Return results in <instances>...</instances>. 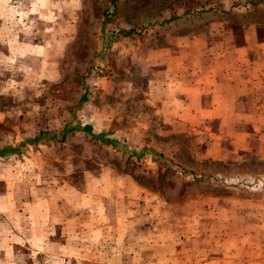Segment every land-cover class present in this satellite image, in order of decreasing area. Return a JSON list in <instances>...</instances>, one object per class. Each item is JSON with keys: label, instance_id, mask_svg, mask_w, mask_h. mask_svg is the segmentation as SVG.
Here are the masks:
<instances>
[{"label": "rangeland", "instance_id": "374dc122", "mask_svg": "<svg viewBox=\"0 0 264 264\" xmlns=\"http://www.w3.org/2000/svg\"><path fill=\"white\" fill-rule=\"evenodd\" d=\"M89 1L94 31H72L67 47L73 52L64 54L60 81L39 86L29 82V92L38 96L28 101L21 116L8 117L10 126L33 138L41 129L46 133L73 125L66 139L74 143L78 171L99 169L93 160L106 164V174L116 175L108 181L110 193L146 209L158 231L170 229L178 243L175 254L186 249L205 264H250V258L264 257V109L260 115L238 112L230 116L233 123L189 115L164 124L150 84L164 71L151 54L162 57L175 37L207 34L201 27L211 16L198 19L195 12L211 4ZM177 9L188 10L186 25L167 15ZM219 12L226 51L228 44L245 43V31H257L258 39L263 38L264 0H234L230 6L219 5ZM95 20L102 21L103 31ZM221 49L210 50V57ZM252 103L246 101V111L255 110ZM91 124L93 132H85ZM135 230L130 239L138 241L141 254H152L148 231L142 224ZM189 263L197 262L188 258Z\"/></svg>", "mask_w": 264, "mask_h": 264}, {"label": "crops", "instance_id": "0c3cea01", "mask_svg": "<svg viewBox=\"0 0 264 264\" xmlns=\"http://www.w3.org/2000/svg\"><path fill=\"white\" fill-rule=\"evenodd\" d=\"M86 2L0 0V264H173L175 258L180 264H188V258L205 264L186 249L175 254L178 243L170 229L158 231L146 209L110 193L108 181L116 175L106 174V164L93 160L99 169L78 171L77 151L66 139L73 125L46 133L41 129L26 138L8 123L9 116H21L28 101L37 98L29 92V82L39 86L60 81L64 54L73 52L67 47L72 31H94ZM233 2L204 1L212 6L195 14L198 19L211 16L201 27L208 33L175 37L168 40L162 57L151 54L155 64L164 67L163 76L150 83L164 124L189 115L226 124L233 123L230 116L238 112L262 113L264 35L260 40L257 31H245V43L224 49L219 5ZM177 10L167 15L186 25L188 10ZM95 21L103 31L102 21ZM218 48L220 55L210 57V50ZM247 100L256 102L250 105L254 111H246ZM16 101L19 107H13ZM93 127L84 131L92 133ZM140 224L148 231L153 252L147 256L140 253L138 241L130 239ZM259 262L264 264V257L250 258V264Z\"/></svg>", "mask_w": 264, "mask_h": 264}]
</instances>
